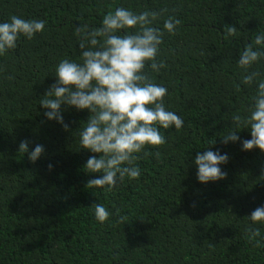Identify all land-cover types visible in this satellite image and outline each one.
<instances>
[{"label":"trees","instance_id":"obj_1","mask_svg":"<svg viewBox=\"0 0 264 264\" xmlns=\"http://www.w3.org/2000/svg\"><path fill=\"white\" fill-rule=\"evenodd\" d=\"M117 7L159 13L162 31L167 18L181 21L175 35L164 32L167 67L150 74L168 88L166 107L184 126L161 129L167 143L140 154L138 180L105 191L87 187L99 174L86 162L99 154L80 148L77 130L90 113L62 105L65 131L39 103L60 60L80 55L75 27H100ZM12 15L47 23L0 57V264H264V247L248 236L259 228L264 238V225L247 217L264 206V151L223 142L255 95V86L237 89V60L264 30V0H0V22ZM226 26L238 35L225 39ZM25 141L29 151L43 145L37 162L19 152ZM208 146L228 154L227 176L202 184L194 160ZM96 203L111 212L103 225L90 208Z\"/></svg>","mask_w":264,"mask_h":264},{"label":"clouds","instance_id":"obj_2","mask_svg":"<svg viewBox=\"0 0 264 264\" xmlns=\"http://www.w3.org/2000/svg\"><path fill=\"white\" fill-rule=\"evenodd\" d=\"M158 17L155 11L137 13L117 7L103 16L100 27L76 26L74 35L80 55L77 59L60 60L55 66V83L40 100L44 116L62 125L65 131L69 125L64 121L62 105L90 113L77 130L80 148L99 154L90 156L86 162L89 174H99L89 180L87 187L111 191L125 178L138 180L140 154H146L149 146L160 147L167 143L161 129L174 127L180 131L184 126L182 117L166 107L168 88L156 83L150 74H158L167 67L159 58L164 32L175 35L181 21L176 17L167 18L162 31L154 26ZM46 23L17 15L0 22V57L16 49L21 38L32 40L44 33ZM237 35L235 26L225 27V39ZM262 64L264 30L240 51L237 66L241 77L237 89L241 84L255 86V95L250 98L244 115L232 116L234 127L223 136L225 145L240 143L243 151L256 148L264 151V73L259 70ZM241 127L249 130L251 139L241 140L237 134ZM44 151L40 144L29 151L27 141L19 147V152L27 153L33 163ZM156 155L159 158V153ZM228 161V154L219 150L209 148L198 152L194 160L197 180L208 184L225 179L227 173L221 165ZM90 208L94 209L95 219L101 225L110 220L111 212L104 204L96 203ZM247 217L253 224L264 225V206L257 207ZM120 222L126 224L127 217L121 216ZM248 236L256 247H264L259 228H249Z\"/></svg>","mask_w":264,"mask_h":264}]
</instances>
